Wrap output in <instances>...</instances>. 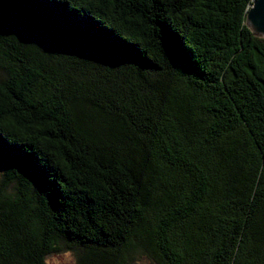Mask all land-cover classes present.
Listing matches in <instances>:
<instances>
[{
    "label": "trees",
    "instance_id": "trees-1",
    "mask_svg": "<svg viewBox=\"0 0 264 264\" xmlns=\"http://www.w3.org/2000/svg\"><path fill=\"white\" fill-rule=\"evenodd\" d=\"M254 0H0V264H264Z\"/></svg>",
    "mask_w": 264,
    "mask_h": 264
},
{
    "label": "water",
    "instance_id": "water-1",
    "mask_svg": "<svg viewBox=\"0 0 264 264\" xmlns=\"http://www.w3.org/2000/svg\"><path fill=\"white\" fill-rule=\"evenodd\" d=\"M246 22L255 36L264 37V0L253 1Z\"/></svg>",
    "mask_w": 264,
    "mask_h": 264
},
{
    "label": "rangeland",
    "instance_id": "rangeland-1",
    "mask_svg": "<svg viewBox=\"0 0 264 264\" xmlns=\"http://www.w3.org/2000/svg\"><path fill=\"white\" fill-rule=\"evenodd\" d=\"M135 261L138 262L137 264H151L145 259H141L140 255L135 257ZM48 262L49 264H76V256L73 252L65 251L51 255L48 258Z\"/></svg>",
    "mask_w": 264,
    "mask_h": 264
}]
</instances>
